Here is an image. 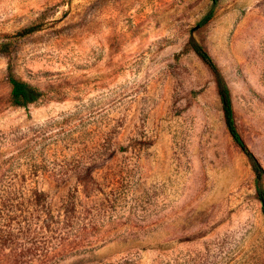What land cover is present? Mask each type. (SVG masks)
Returning <instances> with one entry per match:
<instances>
[{"label": "rangeland", "instance_id": "obj_1", "mask_svg": "<svg viewBox=\"0 0 264 264\" xmlns=\"http://www.w3.org/2000/svg\"><path fill=\"white\" fill-rule=\"evenodd\" d=\"M190 40L264 170V0H0V264H264L256 176ZM9 70L43 97L14 107Z\"/></svg>", "mask_w": 264, "mask_h": 264}, {"label": "trees", "instance_id": "obj_2", "mask_svg": "<svg viewBox=\"0 0 264 264\" xmlns=\"http://www.w3.org/2000/svg\"><path fill=\"white\" fill-rule=\"evenodd\" d=\"M213 17L214 11L212 10L209 15H207L202 20L199 27L203 28L208 25ZM38 31V27H32L22 31L20 34H18L17 37L25 38L36 34ZM187 48L202 60V62L209 68L214 76L218 95L222 104L227 130L233 138L234 142L242 149L244 154L249 158L251 162L252 169L256 176L255 184L257 197L264 210V170L258 163L256 158L253 156V154L250 152L248 147L245 145L238 133L234 119L233 102L229 86L227 85V82L214 59L201 45H199L194 40H190ZM8 51V46L7 44H5L2 53H8ZM8 82L11 87V103L16 108H27L30 105L37 103L43 97V94L39 90L31 86L29 83L15 77V75L10 70Z\"/></svg>", "mask_w": 264, "mask_h": 264}]
</instances>
